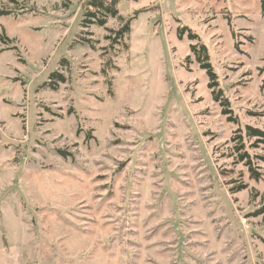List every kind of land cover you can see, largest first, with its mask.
Instances as JSON below:
<instances>
[{"label":"rangeland","instance_id":"1","mask_svg":"<svg viewBox=\"0 0 264 264\" xmlns=\"http://www.w3.org/2000/svg\"><path fill=\"white\" fill-rule=\"evenodd\" d=\"M86 1L0 0V264H264V0Z\"/></svg>","mask_w":264,"mask_h":264},{"label":"trees","instance_id":"2","mask_svg":"<svg viewBox=\"0 0 264 264\" xmlns=\"http://www.w3.org/2000/svg\"><path fill=\"white\" fill-rule=\"evenodd\" d=\"M120 0H87L84 11V21L89 24H98L104 26L107 23L109 17H116L119 14L118 4ZM11 10L0 8V16L10 15ZM130 31V23H125L120 30L117 31L118 38H122ZM118 40L117 38L114 39ZM66 82V76L61 73L54 71L50 75L49 84L54 89L57 88L58 83ZM253 134L264 136V131L256 128L249 127Z\"/></svg>","mask_w":264,"mask_h":264}]
</instances>
